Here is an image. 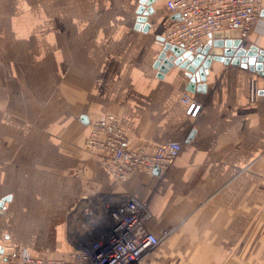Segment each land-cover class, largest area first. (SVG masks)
I'll list each match as a JSON object with an SVG mask.
<instances>
[{
    "label": "crops",
    "instance_id": "1",
    "mask_svg": "<svg viewBox=\"0 0 264 264\" xmlns=\"http://www.w3.org/2000/svg\"><path fill=\"white\" fill-rule=\"evenodd\" d=\"M139 8L0 0V264L18 248L68 252L69 214L101 192L147 203L154 235L173 230L141 264L264 263V94L251 102L249 92L264 69L213 61L195 93L178 67L159 78L161 39L176 18L156 1L145 32ZM243 42L264 51V12ZM186 95L201 105L195 117ZM103 114L120 119L134 146L181 144L172 167L115 184L86 145Z\"/></svg>",
    "mask_w": 264,
    "mask_h": 264
},
{
    "label": "built area",
    "instance_id": "2",
    "mask_svg": "<svg viewBox=\"0 0 264 264\" xmlns=\"http://www.w3.org/2000/svg\"><path fill=\"white\" fill-rule=\"evenodd\" d=\"M166 6L178 18L164 41L191 53L207 45L217 32L236 30L239 38L246 40L264 12V0H166ZM249 92L251 102H256L264 94V77L253 76ZM184 102L189 105L187 114L197 116L201 105L188 95ZM86 145L117 185L136 171L163 176L182 149L175 142L152 150L134 146L120 119L113 114H103L93 124ZM151 215L147 203L128 193L87 195L69 214L68 252L58 256L32 255L18 248L7 254L2 264H141L173 232L165 230L158 237L148 231L146 224Z\"/></svg>",
    "mask_w": 264,
    "mask_h": 264
},
{
    "label": "water",
    "instance_id": "3",
    "mask_svg": "<svg viewBox=\"0 0 264 264\" xmlns=\"http://www.w3.org/2000/svg\"><path fill=\"white\" fill-rule=\"evenodd\" d=\"M156 1L159 0H140L137 29H144L145 32L149 30L150 25L147 19L154 14L152 5ZM175 18H178V16H175ZM161 41L164 46L154 65V68L159 72L158 77L163 78L166 73L175 67L185 70L186 77L189 79L187 91L192 93L201 89L205 91L206 86L201 83L205 81V76L208 74L213 61L225 65L240 66L253 71L264 69V51L255 46L246 48L236 30L213 34L208 44L195 53L186 52L182 48L164 43V39H161ZM3 203L4 201L0 203V209ZM3 254L4 252L0 247V260Z\"/></svg>",
    "mask_w": 264,
    "mask_h": 264
},
{
    "label": "rangeland",
    "instance_id": "4",
    "mask_svg": "<svg viewBox=\"0 0 264 264\" xmlns=\"http://www.w3.org/2000/svg\"><path fill=\"white\" fill-rule=\"evenodd\" d=\"M85 168H83V170H81L82 172L81 173H79L78 175H77V173L78 172H72V174H71V176H72V178H76V177H78V176H81L83 173H85L86 172V174H87V172H88V168H86L85 170H84ZM78 170V169H77ZM74 173H76V174H74ZM86 174H85V177H86ZM75 175V176H74ZM90 195H92V194H90ZM68 220H69V217H68ZM68 220H67V224H68ZM67 224H66V226H67ZM62 253H65V252H56V253H52V254H49V255H53V256H58V255H61Z\"/></svg>",
    "mask_w": 264,
    "mask_h": 264
}]
</instances>
